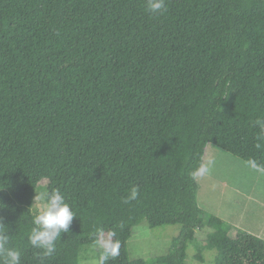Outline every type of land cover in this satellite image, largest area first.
Masks as SVG:
<instances>
[{
  "label": "trees",
  "instance_id": "obj_1",
  "mask_svg": "<svg viewBox=\"0 0 264 264\" xmlns=\"http://www.w3.org/2000/svg\"><path fill=\"white\" fill-rule=\"evenodd\" d=\"M166 9L0 0V217L21 264H79L104 235L119 254L103 264H186L207 227L211 249L229 238L226 264H264V240L228 237L199 206L197 180L210 145L264 171L255 126L264 119V0H166ZM54 189L76 217L42 260L28 239L34 197ZM144 220L180 226L169 253L131 259Z\"/></svg>",
  "mask_w": 264,
  "mask_h": 264
},
{
  "label": "rangeland",
  "instance_id": "obj_2",
  "mask_svg": "<svg viewBox=\"0 0 264 264\" xmlns=\"http://www.w3.org/2000/svg\"><path fill=\"white\" fill-rule=\"evenodd\" d=\"M203 169L197 179L198 203L203 211L227 224L228 237L243 230L264 240V171L211 145L206 149ZM43 207L42 202H37L35 209ZM179 232L178 225L151 228L144 220L133 229L128 242L131 259H152L169 253ZM212 232L207 227L197 233V241L188 246L186 264H226L230 250H224V244L229 238L211 249L207 238ZM109 244V236L104 235L98 245L86 248L79 264H99V252ZM200 253L203 262L196 258Z\"/></svg>",
  "mask_w": 264,
  "mask_h": 264
},
{
  "label": "clouds",
  "instance_id": "obj_3",
  "mask_svg": "<svg viewBox=\"0 0 264 264\" xmlns=\"http://www.w3.org/2000/svg\"><path fill=\"white\" fill-rule=\"evenodd\" d=\"M166 0H146V11L154 15H162L166 11ZM255 126L259 128L258 140L264 141V119H257ZM258 148L261 144L256 145ZM256 167L255 163L252 164ZM204 169H201L203 171ZM138 193L135 188L131 190L128 199H136ZM45 202L37 214L32 217L30 235L28 237L31 246L41 250L39 255L41 259L51 257L56 251V242L61 238L62 233H68L74 218L75 212L69 203L66 202L65 196L58 190L51 192H40L34 197V203ZM128 200H125L127 203ZM6 205L0 202V209ZM9 228L0 217V264H21V252L13 247H9ZM119 254V244H109L105 246L101 262L109 256L116 257Z\"/></svg>",
  "mask_w": 264,
  "mask_h": 264
}]
</instances>
